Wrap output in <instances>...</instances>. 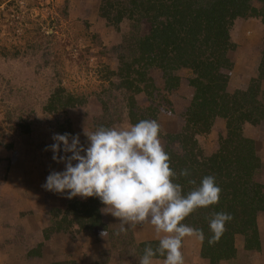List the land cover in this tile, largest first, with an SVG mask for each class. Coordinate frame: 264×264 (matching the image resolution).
<instances>
[{
    "label": "rangeland",
    "instance_id": "374dc122",
    "mask_svg": "<svg viewBox=\"0 0 264 264\" xmlns=\"http://www.w3.org/2000/svg\"><path fill=\"white\" fill-rule=\"evenodd\" d=\"M105 1L0 0V264H210L190 239L183 249L185 230L196 232L173 225L160 161L169 154L171 168L187 170L216 154L227 120L209 112L188 125L196 75L162 38L152 51L145 42L166 17L110 0L111 17L127 10L116 24L101 16ZM248 4L258 15L231 21L227 62L216 65L226 93L258 86L248 108L264 114V3ZM240 128L260 160L251 182L264 206V119ZM214 209L201 201L194 214ZM256 226L259 248L236 235V256L219 264H264V210ZM149 242L170 244L167 256L145 257Z\"/></svg>",
    "mask_w": 264,
    "mask_h": 264
},
{
    "label": "trees",
    "instance_id": "16d2710c",
    "mask_svg": "<svg viewBox=\"0 0 264 264\" xmlns=\"http://www.w3.org/2000/svg\"><path fill=\"white\" fill-rule=\"evenodd\" d=\"M156 1L132 0L129 5L132 11L140 9L147 13L155 12L154 18L168 19L167 23H158L145 42L150 44L152 51L154 40L162 38L165 49H171L168 53L165 50V53L174 54L171 59L182 60L181 66L191 69L196 75V92L188 111V125L200 123L209 112L227 120L228 134L226 138L220 139L216 154L203 157L200 161L195 160L187 170L171 168L169 154L160 161L161 171L166 170L164 177L168 187L165 196L177 212L171 217L173 225L181 232L185 226L192 227L202 238L201 257L210 264H219L236 256V235L249 236L246 239L247 250L259 248L257 237L254 239L256 245H250V240L257 236L256 212L264 210V206H260L262 196L258 186L251 181L261 164L253 142L243 137L240 130L243 122L257 124L264 119V114H260L256 106L248 108L251 103L256 104V94L253 93L258 92V86L256 89L251 87L248 91L228 94L225 91L227 78L217 71L221 60L227 62L225 52L229 45L228 27L231 21L238 17H256L257 9L250 7L249 0H167V5L164 0L159 4ZM261 1L264 3V0ZM193 5L197 6L193 9ZM113 7L114 4L106 0L100 7L101 16L119 24L127 10L123 9L116 17H111L109 11ZM196 43L208 46L212 55L203 59L202 54L195 51ZM260 78L264 79V66L263 69L260 67ZM251 94L250 101L247 98ZM54 107L55 104L51 102L48 110L54 111ZM97 193L105 197L102 191H92L91 199L94 200ZM201 201L209 208H215L214 218L203 217L200 220L194 214L195 206ZM93 212L97 213L94 225L104 227L99 211L93 209ZM193 214V223L187 222L185 217H192ZM142 246L146 250L142 252L145 257L164 259L170 244L149 242Z\"/></svg>",
    "mask_w": 264,
    "mask_h": 264
},
{
    "label": "crops",
    "instance_id": "0c3cea01",
    "mask_svg": "<svg viewBox=\"0 0 264 264\" xmlns=\"http://www.w3.org/2000/svg\"><path fill=\"white\" fill-rule=\"evenodd\" d=\"M109 220V219H108ZM111 223V222H110ZM189 239L191 240V247L195 248L196 251H198V256L199 258L203 259L201 256H200V249H201V246L199 247V240H200V237L194 233V231L192 229H186L185 232L183 233V236H182V244H183V249L186 248L185 245L186 243L189 244ZM193 240V241H192ZM193 242V244H192ZM196 242H197V247H196ZM199 247V249H198ZM183 253L185 254V250L183 251ZM170 260V257L169 259ZM162 261V260H161ZM163 262L167 263V260H163Z\"/></svg>",
    "mask_w": 264,
    "mask_h": 264
}]
</instances>
